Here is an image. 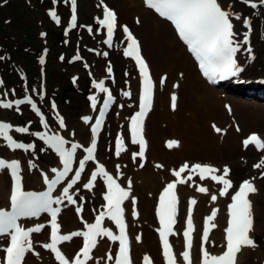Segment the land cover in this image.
<instances>
[{
	"label": "bare ground",
	"instance_id": "bare-ground-1",
	"mask_svg": "<svg viewBox=\"0 0 264 264\" xmlns=\"http://www.w3.org/2000/svg\"><path fill=\"white\" fill-rule=\"evenodd\" d=\"M78 11L83 14L88 11L93 14L101 13L102 9L90 11L92 0H78ZM227 10L239 13L241 20L236 22L235 32L238 37L245 33L242 22L245 15L252 16L253 23V46L254 50L250 58L249 54L244 51V47L239 52L240 65L245 66L242 77L248 79L256 76H264V8H260L255 13H251L243 3L236 0H220ZM100 2V0H95ZM107 4L117 8V17L120 22L132 21L133 32L140 38L144 54L153 70L155 80V95L151 110L146 121V132L148 135L147 159L145 166L140 167L137 157L134 161L131 155L132 147L127 145L126 151H123L119 157L115 155L114 145L112 150L107 152L110 146V139L107 134L101 136L102 144L100 145L98 157L99 161L107 164L109 170L113 171L120 181L122 187H127L128 181L131 180V196L125 201L126 213L129 221V233L131 241V253L134 264H142L141 260L144 255H151L154 264H164L160 255V242L155 233V204L157 192L161 186L172 178V171L177 165L185 161H202L207 160L221 167V165L232 166L230 176L238 180L240 176H250L254 174L251 165L248 166L252 158L256 157L258 152L253 146L246 149L241 143V137L244 133L257 128L264 135V97L253 95L255 101H252L254 108L258 110L255 114L251 113L246 101L237 98L232 94L226 93L219 87L210 86L199 74L196 64L187 52L185 46L180 42L170 24L145 7L143 0H106ZM139 20V23H137ZM73 44V42H69ZM84 43V42H81ZM123 46V41L117 42ZM110 56V55H109ZM113 61L118 72L120 88L131 91V98L119 97V103L123 104V109H116L114 118L107 126V130L125 129V122L131 112L136 108V101L139 94L140 81L135 71L134 63L122 54L114 50L108 57ZM106 64V58L99 56L97 62L91 67L92 74H101L102 67ZM129 72L128 85L123 84V77L120 72ZM79 76L81 75L78 73ZM77 75V74H76ZM104 75V73H103ZM166 80L161 85V78ZM178 85V87H174ZM177 96V107L172 110L170 106L171 96ZM168 96V108L165 107ZM229 108L231 111H229ZM95 110L88 108L86 114H94ZM259 116V118H258ZM75 121L66 129V134L72 139H90L91 134L89 126L84 122ZM222 129L217 133L213 128ZM239 128V131H237ZM115 136V134H114ZM113 136V138H114ZM170 140L179 141V147L169 148L167 142ZM5 150L2 137H0V150ZM11 157L19 156L24 162V174L29 177V181L35 187H43L42 171L52 172V168L47 162H38L42 165L40 169H31L32 165L29 155L15 154L7 150ZM57 159V157H55ZM162 165L158 168L156 165ZM119 165V174L117 173ZM28 166L31 172H28ZM86 175V174H84ZM240 180V179H239ZM238 180V181H239ZM203 187L208 188V193L197 192L196 185L189 183L182 184L178 190V198L181 206V226L183 219L188 213L189 199H195L196 205L193 206V221L197 228L200 227L202 218L209 211L219 209L214 220L215 230L210 233L207 250L211 254H217L222 250L225 244V228L227 226V203L230 201V193L227 197L218 195L219 186L205 181L201 183ZM257 192L251 194L252 205L257 203V213L262 219L258 222L259 229H263L264 210L261 209L259 199H264V193L261 194V182L259 178L255 181ZM102 187L95 184L92 191H81L77 185L73 192L77 198L78 206L83 207L84 220H91L94 215L102 208L103 203L100 199ZM12 192L11 181L7 171H0V206L8 204L9 193ZM217 195V200L213 202L211 196ZM132 197L136 199L135 209L138 212V218L133 217ZM82 198V199H81ZM60 221L64 231L77 230L84 226L82 220L77 217L75 207L69 204L67 200L61 204ZM95 210V211H94ZM256 225V224H255ZM257 227V230H259ZM253 229V233L255 231ZM176 235H173V241L179 264H183L179 257L182 248L179 229H176ZM140 237L137 240V237ZM47 239V232L42 231L35 235L33 248L39 253V257L28 253L25 264H56L50 252L42 247V243ZM82 241L74 238L64 245V250L69 257H72L81 249ZM200 241L196 238L193 247L192 264H201L199 253ZM251 247H244L238 253L237 263L249 262ZM111 251L113 257L116 252V243H109L105 237H100L99 241L91 253L92 259L89 264H113L107 260V254Z\"/></svg>",
	"mask_w": 264,
	"mask_h": 264
},
{
	"label": "snow or ice",
	"instance_id": "snow-or-ice-1",
	"mask_svg": "<svg viewBox=\"0 0 264 264\" xmlns=\"http://www.w3.org/2000/svg\"><path fill=\"white\" fill-rule=\"evenodd\" d=\"M55 3L56 0H53ZM147 7L154 9L161 17H164L171 21L176 30L179 33L180 38L189 46L190 50L195 54L196 59L199 61V67L205 77L210 82L216 83L218 80H224L229 77H238L243 71V68L238 65L236 60V54L241 48L240 42L234 38L237 35L234 32L233 19L241 20L242 17L239 13H235L227 10L225 6H222L220 0H145ZM252 9H256L259 6H264V0H259V4L254 0H242ZM103 8L102 18L97 17L96 23L102 28L107 30L106 43L111 46L114 32L117 28V15L114 10L110 9L104 0H100L98 7ZM49 15L57 23L60 24V18L56 11H50ZM245 26L249 29V33L245 34L243 44L249 43L248 35L251 31V22L247 18L243 20ZM77 23V0H71V18L70 28H75ZM139 23V20H137ZM88 32H92V28L88 26ZM123 32L126 35L128 41L127 47L124 51L126 57L135 61L138 66L139 73L142 77V92L139 97V111L131 118L130 124V138L131 143L139 146V151L132 153V158L135 161L137 157L143 158L147 147V142L143 135V122L148 112L151 110L154 96L155 85L153 83L149 67L147 62L141 55L139 41L135 38L129 28L123 26ZM67 35V32L65 33ZM250 58L252 56L251 47L247 48ZM107 56V52L103 53ZM76 59H80L79 56ZM42 64L43 60L40 61ZM107 72L109 75L112 73L111 66L108 67ZM166 80V77L161 78V85ZM2 84V81H0ZM93 86L101 93L107 95V99L103 103L104 109L109 107L110 102L114 101V97L109 88L105 87L103 82L95 83ZM178 87V85H174ZM6 95V94H5ZM123 95L130 96V92H123ZM91 107L95 110L97 105L96 96H91ZM23 103H28L32 106V109L39 114V109L32 102L31 98L27 100L15 101V106L19 110V106ZM0 107L11 108L12 102L0 103ZM177 107V96L173 94L171 96V108L175 110ZM55 108V104H53ZM229 111L231 109L229 108ZM104 112H100V119L96 121L95 127L92 128V132L95 134L97 129L101 127V120H103ZM86 122L90 120L89 117L84 118ZM60 126L64 127V121L61 118ZM13 126L8 123H0V137H3L7 141V146L13 150L23 149L25 152L32 148V145H25L24 143H18L11 135L9 130ZM213 128L217 133H221L223 130L213 125ZM15 131L18 133L28 132L27 127H17ZM239 131V128H237ZM44 139V136L40 137ZM50 147H52L61 158L63 165V171H57L52 169L53 173H56V179L49 180L47 175H44V181L48 185V191L41 194L34 192H25L22 189L21 177L19 171L21 168L18 160H12L8 162L4 159H0V171L8 169L14 179V188L11 194L12 212L8 213L0 211V235H10V246L6 247L3 251L5 253L4 259L0 261V264H24L25 257L28 253H32L39 257V253L35 252L33 248V242L31 236L33 233H39L43 230L45 225H37L30 229H25L17 224V219L20 216H36L39 212H47L50 214V243L42 245L43 248L49 250L54 254V258L57 264H88V261L92 259V250L97 245L98 237H107L111 242H118V251L113 257L111 251L107 254V260L113 262V264H132L130 241L127 235V223L125 220V209L123 207L124 201L128 200L131 196V180L128 181L127 187H122L117 179L108 173L102 164L98 165V171H92L88 182L84 184V188L92 190L95 186V182L98 177H103L106 184V193L103 196L106 202L102 207L106 211H100L95 218L94 223H88L83 220V216L80 215L83 211V207H76V212L80 216L84 223L86 231H75L70 234H60V224L58 223L59 207H53V205H61L65 199L69 204H76V200L73 195L70 194L69 189L73 187L81 179V174L85 171L86 162L95 160L96 143L95 140L91 143L90 147L84 148L87 153L85 159L79 161L78 170L74 174V179L68 183L62 190V195L53 198L52 192L54 187L61 182V180L72 171L73 158L77 149L83 148V145L73 143L71 148L65 147L67 141L61 136H49L46 141ZM243 145L247 149L249 145H253L256 150L264 152V140H262L258 134H252L248 138L243 140ZM167 147H179V141L170 140L167 142ZM122 151H126L125 140L121 135L116 140L115 155L119 157ZM264 165V159L254 165L255 168H261ZM35 167V165H31ZM143 167V163L140 165ZM119 165H117V173L119 174ZM160 168L162 165H156ZM188 172L187 177H182V174ZM230 169L225 166L223 170L217 169L208 164L196 163L189 167L185 163L179 170H173L172 175L176 179L169 182L162 190L159 196L158 218L160 227L157 229L159 238L162 242V254L165 258L166 264H177V258L173 251L172 244L169 237L176 235L174 226L177 222L179 198L176 193L178 184H186L193 179V175H198L200 180L210 179L214 183L221 185L219 196L227 197L229 191L234 187L233 181L229 179ZM220 173V174H217ZM264 175V174H262ZM254 179V178H253ZM201 193H208V188L203 186H197L196 189ZM257 192L252 180H244L241 182L237 190L231 196V203L228 205L229 220L228 226L225 228V244L222 245L224 251L220 254H211L204 244L208 242L210 231L216 227L213 223L219 209H214L211 214L206 218V224L203 230L202 236V264H237L238 253L244 247L255 248L257 245L250 233L254 228V218L252 213V203L249 199V195ZM82 199V198H81ZM211 200L215 202L217 195L213 194ZM197 201L191 199L189 201V209L186 217V229L183 231V237L185 241V250L181 253L185 264H192L191 249L193 246L192 233L194 232L193 224V206ZM133 204V216L138 218V212L135 209L136 199L132 197ZM95 211V210H94ZM109 219L116 225L119 234H115L112 230L103 226L105 219ZM73 237H82L83 246L75 257L70 261L69 258L60 250L59 244L61 242L71 241ZM140 237H137L139 240ZM144 264H151V260L148 256L144 257Z\"/></svg>",
	"mask_w": 264,
	"mask_h": 264
},
{
	"label": "rangeland",
	"instance_id": "rangeland-1",
	"mask_svg": "<svg viewBox=\"0 0 264 264\" xmlns=\"http://www.w3.org/2000/svg\"><path fill=\"white\" fill-rule=\"evenodd\" d=\"M7 1H9L8 4H11L2 7V10H0V28L2 26V18L8 17V19H10L15 15V13H19L18 16L20 17L18 18V21L15 19L12 23L7 25L6 29L4 28L3 30H6V32L10 33L13 36L21 35L22 39L19 38L18 41L12 40V36L5 35L4 32L0 35V43H7L10 47L15 46V51H13L12 53L13 57L7 55L3 51V49H1L0 51V71L3 74V77L11 74L10 71L12 72V74H14V84L8 85L7 83H4V85L0 88V94L3 93V90H9L12 87L15 88L16 91H18V94L24 93L25 85L22 83L18 73L16 72L14 63L15 60L17 61L16 63L24 65L28 70L33 69V73L35 74L33 85L37 92H39L41 87H44V85L46 88L49 75L50 83L48 89H50V91L48 92L46 89L47 98L54 96L58 100L60 107L63 109L66 116L68 117L70 124L74 123L75 121L77 122L82 117V114L85 113V109L88 108L89 102H87V93L89 92V87L93 78L87 75V72L84 70L82 64L76 65V63H68V55L72 54L73 50L70 46L67 45L66 42L68 40L70 41L71 39L72 41L80 42L82 39V33H84L87 37L88 45H95L97 37L87 35L82 27H78L77 29L72 30L71 32L67 33V35L65 34L67 30L66 18L69 15V9L66 0H60L61 3L58 7L64 18L60 22V24L55 25L50 21L46 14L47 8L53 6V0ZM29 4H34V7L28 8ZM94 4L95 2H92V5L89 3L90 8H93ZM92 10L93 9H91V11ZM80 21L87 23L95 22V17L92 16L90 12L87 13L86 11L83 14V11H81ZM129 23L132 24L131 21ZM41 29H45L48 31V38L42 37L40 35ZM24 31L28 38H25L23 36ZM27 39L29 40V46H23L22 44H20L19 47V43L22 40ZM45 45L49 46L50 50L48 55V61L46 62L45 66L42 67L38 61V55L40 54L42 47ZM60 54L65 55V59L62 61L59 60ZM3 57L5 58L3 59ZM75 70L82 71V75L84 77L80 82L76 83V86L70 87V84L72 83L71 76L74 75ZM68 88L73 92L70 94L66 93L65 95V91ZM235 90L237 91L233 92L235 93L234 95H236L239 99L246 101V103L244 104L248 106V109L251 113L255 114L254 105L250 103L251 101L247 98H241L245 97L244 90ZM240 91L244 94H242ZM67 95L68 98L65 100V97ZM43 100L48 104V99L43 98ZM164 108H168V99H166ZM0 116L14 121L15 124H21L25 123L27 120H32L31 116L28 114V111H25L24 114L20 115L16 111L0 110ZM113 117L114 114L112 113L109 117V121H111ZM110 134L113 136L114 131H107V137H110ZM25 136L30 137L31 133H25ZM37 150L38 155L40 157L45 158L47 161L53 160V157H51L47 151V153H45L40 145ZM4 154H6V152L1 149L0 155ZM263 193L264 181H262L261 186V194ZM259 204V207L264 210V199L262 197H260L259 199ZM260 221L262 222V219L259 214H257V224ZM255 232L256 238L260 244V249L256 250L252 253V255H250L249 262H242L241 264H262V258L264 257V222L263 229L255 230Z\"/></svg>",
	"mask_w": 264,
	"mask_h": 264
}]
</instances>
